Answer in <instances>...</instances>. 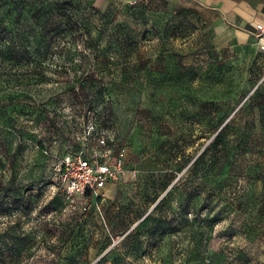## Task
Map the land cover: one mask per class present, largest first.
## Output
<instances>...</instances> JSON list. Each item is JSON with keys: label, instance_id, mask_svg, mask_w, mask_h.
<instances>
[{"label": "rangeland", "instance_id": "obj_1", "mask_svg": "<svg viewBox=\"0 0 264 264\" xmlns=\"http://www.w3.org/2000/svg\"><path fill=\"white\" fill-rule=\"evenodd\" d=\"M217 26L192 0H0V264H264V40ZM95 117L131 173L68 198L60 140Z\"/></svg>", "mask_w": 264, "mask_h": 264}, {"label": "built area", "instance_id": "obj_2", "mask_svg": "<svg viewBox=\"0 0 264 264\" xmlns=\"http://www.w3.org/2000/svg\"><path fill=\"white\" fill-rule=\"evenodd\" d=\"M256 34L263 40V24L257 25ZM262 48L264 50V43ZM83 129V136L76 138L79 146L68 145L58 164L61 189L68 198L87 199V193L96 198L109 183L131 173L127 168L125 149L112 131L101 128L95 118L84 122ZM132 176L137 179V172L133 171Z\"/></svg>", "mask_w": 264, "mask_h": 264}, {"label": "crops", "instance_id": "obj_3", "mask_svg": "<svg viewBox=\"0 0 264 264\" xmlns=\"http://www.w3.org/2000/svg\"><path fill=\"white\" fill-rule=\"evenodd\" d=\"M218 17L215 42L219 46L247 44L264 25V0H192ZM264 40V38H263Z\"/></svg>", "mask_w": 264, "mask_h": 264}, {"label": "trees", "instance_id": "obj_4", "mask_svg": "<svg viewBox=\"0 0 264 264\" xmlns=\"http://www.w3.org/2000/svg\"><path fill=\"white\" fill-rule=\"evenodd\" d=\"M110 114V111L108 112ZM107 117H110V115H108ZM96 118V117H95ZM96 120L98 121L99 125L101 128H105L103 127L101 124H102V120L100 119H97ZM61 144H62V147L60 148V152L61 154L63 155L64 153L67 152V146L70 145V144H74L75 146H79L78 142L76 141V139H73L72 137H66V138H63L60 140ZM63 151V152H62ZM127 168L129 169L128 167V164H127ZM66 196V195H65ZM100 196V195H99ZM99 196L96 197V199L99 198ZM87 198H92V195L91 193H87Z\"/></svg>", "mask_w": 264, "mask_h": 264}]
</instances>
